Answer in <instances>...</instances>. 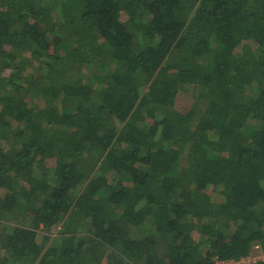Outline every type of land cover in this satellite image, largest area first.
Returning a JSON list of instances; mask_svg holds the SVG:
<instances>
[{
  "label": "trees",
  "instance_id": "obj_1",
  "mask_svg": "<svg viewBox=\"0 0 264 264\" xmlns=\"http://www.w3.org/2000/svg\"><path fill=\"white\" fill-rule=\"evenodd\" d=\"M262 254L264 0H0V264Z\"/></svg>",
  "mask_w": 264,
  "mask_h": 264
},
{
  "label": "rangeland",
  "instance_id": "obj_2",
  "mask_svg": "<svg viewBox=\"0 0 264 264\" xmlns=\"http://www.w3.org/2000/svg\"><path fill=\"white\" fill-rule=\"evenodd\" d=\"M177 107L180 109V110H189L191 108V106L193 104L192 103V100L190 98V96L186 95V94H179L177 96Z\"/></svg>",
  "mask_w": 264,
  "mask_h": 264
},
{
  "label": "built area",
  "instance_id": "obj_3",
  "mask_svg": "<svg viewBox=\"0 0 264 264\" xmlns=\"http://www.w3.org/2000/svg\"><path fill=\"white\" fill-rule=\"evenodd\" d=\"M255 260H264V254H262V256H258V257L247 258L245 260L239 261V263H249V262H253ZM224 264H238V263L228 262V263H224Z\"/></svg>",
  "mask_w": 264,
  "mask_h": 264
}]
</instances>
